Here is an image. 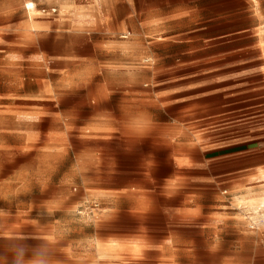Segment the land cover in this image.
I'll return each instance as SVG.
<instances>
[{"label":"rangeland","instance_id":"rangeland-1","mask_svg":"<svg viewBox=\"0 0 264 264\" xmlns=\"http://www.w3.org/2000/svg\"><path fill=\"white\" fill-rule=\"evenodd\" d=\"M114 10L0 0V264H264V0Z\"/></svg>","mask_w":264,"mask_h":264},{"label":"crops","instance_id":"crops-1","mask_svg":"<svg viewBox=\"0 0 264 264\" xmlns=\"http://www.w3.org/2000/svg\"><path fill=\"white\" fill-rule=\"evenodd\" d=\"M116 18L120 20H145L149 25L156 19H194L188 15L197 10V4L204 2H223L228 0H114ZM127 5L124 8L123 5ZM121 5L119 8L118 6ZM188 14H183V12ZM256 150H264V140L258 143Z\"/></svg>","mask_w":264,"mask_h":264},{"label":"bare ground","instance_id":"bare-ground-1","mask_svg":"<svg viewBox=\"0 0 264 264\" xmlns=\"http://www.w3.org/2000/svg\"><path fill=\"white\" fill-rule=\"evenodd\" d=\"M29 4H31L32 5V7H28V5ZM25 5H27V9H28V18H29V20H30V22H32V17H33V14H35V13H33V12H37V13H39V10H37L36 8H35V4H34V2H32V1H27V2H25ZM37 10V11H36ZM32 28L34 27L33 25H32V23H31V25H30ZM181 161V160H180ZM262 177L264 178V173L262 174Z\"/></svg>","mask_w":264,"mask_h":264},{"label":"snow or ice","instance_id":"snow-or-ice-1","mask_svg":"<svg viewBox=\"0 0 264 264\" xmlns=\"http://www.w3.org/2000/svg\"><path fill=\"white\" fill-rule=\"evenodd\" d=\"M125 6L127 7V5H126V4H125V5H123L122 7L124 8ZM28 7H32V5H31V4H29V5H28Z\"/></svg>","mask_w":264,"mask_h":264}]
</instances>
